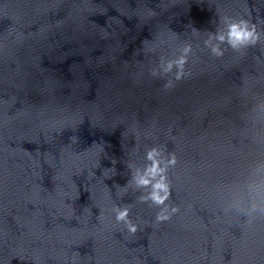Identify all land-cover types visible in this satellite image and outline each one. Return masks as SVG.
Returning <instances> with one entry per match:
<instances>
[{"label": "water", "instance_id": "obj_1", "mask_svg": "<svg viewBox=\"0 0 264 264\" xmlns=\"http://www.w3.org/2000/svg\"><path fill=\"white\" fill-rule=\"evenodd\" d=\"M226 16L257 44L213 55ZM262 98L264 0H0V264H264V221L211 194L257 153ZM152 147L176 159L161 222L117 187Z\"/></svg>", "mask_w": 264, "mask_h": 264}, {"label": "clouds", "instance_id": "obj_2", "mask_svg": "<svg viewBox=\"0 0 264 264\" xmlns=\"http://www.w3.org/2000/svg\"><path fill=\"white\" fill-rule=\"evenodd\" d=\"M222 24V28L210 33L204 41V46L215 56L223 55L221 45L240 52L255 46L262 35L256 24L243 17L226 16ZM190 52L191 47L185 45L180 49V55L175 60L164 63L161 70L172 72L175 68L182 74ZM175 78L180 79L181 76L177 75ZM165 86H172V81H168ZM250 117L254 125L264 126V98L253 101ZM252 141L257 145V153L231 179L214 186L211 193L224 216L242 218L247 225L264 221V127L258 128ZM175 164L174 155L165 157L156 147L147 149L142 163L127 165L130 179L123 187L117 186L122 189L121 196L126 195L130 189L138 194L137 200L140 203L154 205L159 209L155 216L157 222L169 220L179 211L178 207L167 203L171 194L168 171ZM112 211L117 223H123L131 234L137 232L138 226L129 219V207L114 205Z\"/></svg>", "mask_w": 264, "mask_h": 264}]
</instances>
